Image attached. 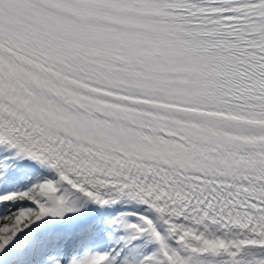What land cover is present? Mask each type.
I'll use <instances>...</instances> for the list:
<instances>
[{"label":"snow or ice","instance_id":"obj_1","mask_svg":"<svg viewBox=\"0 0 264 264\" xmlns=\"http://www.w3.org/2000/svg\"><path fill=\"white\" fill-rule=\"evenodd\" d=\"M0 264H264V0H0Z\"/></svg>","mask_w":264,"mask_h":264}]
</instances>
